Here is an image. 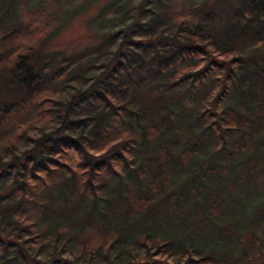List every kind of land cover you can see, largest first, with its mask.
Returning a JSON list of instances; mask_svg holds the SVG:
<instances>
[{"label": "trees", "instance_id": "obj_1", "mask_svg": "<svg viewBox=\"0 0 264 264\" xmlns=\"http://www.w3.org/2000/svg\"><path fill=\"white\" fill-rule=\"evenodd\" d=\"M0 0V264H264V0Z\"/></svg>", "mask_w": 264, "mask_h": 264}, {"label": "rangeland", "instance_id": "obj_2", "mask_svg": "<svg viewBox=\"0 0 264 264\" xmlns=\"http://www.w3.org/2000/svg\"><path fill=\"white\" fill-rule=\"evenodd\" d=\"M108 0L96 2L94 6L88 7L83 12L71 18L65 26L62 27L56 38L48 45V48L56 51H64L65 53L77 52L84 46L90 44L96 36H94V28L88 24V20L92 19L97 10L102 7ZM264 260V254L257 256V262Z\"/></svg>", "mask_w": 264, "mask_h": 264}]
</instances>
